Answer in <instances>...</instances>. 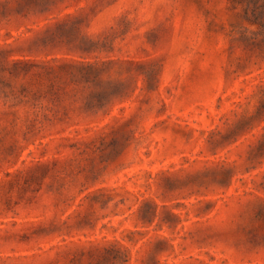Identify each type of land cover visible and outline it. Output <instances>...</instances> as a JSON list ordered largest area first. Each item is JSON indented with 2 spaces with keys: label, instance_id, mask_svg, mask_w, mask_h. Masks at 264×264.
<instances>
[{
  "label": "rangeland",
  "instance_id": "374dc122",
  "mask_svg": "<svg viewBox=\"0 0 264 264\" xmlns=\"http://www.w3.org/2000/svg\"><path fill=\"white\" fill-rule=\"evenodd\" d=\"M0 264H264V0H0Z\"/></svg>",
  "mask_w": 264,
  "mask_h": 264
}]
</instances>
